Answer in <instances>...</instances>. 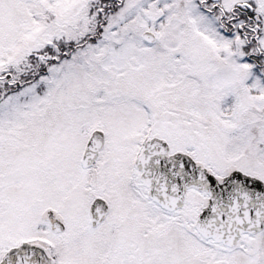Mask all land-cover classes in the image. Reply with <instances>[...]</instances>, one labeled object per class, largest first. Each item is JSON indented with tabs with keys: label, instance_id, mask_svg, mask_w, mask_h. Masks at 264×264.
Returning a JSON list of instances; mask_svg holds the SVG:
<instances>
[{
	"label": "snow or ice",
	"instance_id": "obj_1",
	"mask_svg": "<svg viewBox=\"0 0 264 264\" xmlns=\"http://www.w3.org/2000/svg\"><path fill=\"white\" fill-rule=\"evenodd\" d=\"M0 264H264V0H0Z\"/></svg>",
	"mask_w": 264,
	"mask_h": 264
}]
</instances>
